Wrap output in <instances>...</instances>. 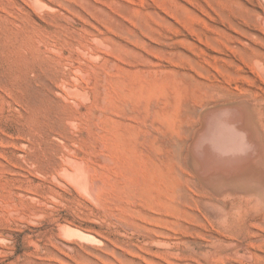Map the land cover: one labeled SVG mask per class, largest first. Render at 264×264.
<instances>
[{
	"label": "rangeland",
	"instance_id": "rangeland-1",
	"mask_svg": "<svg viewBox=\"0 0 264 264\" xmlns=\"http://www.w3.org/2000/svg\"><path fill=\"white\" fill-rule=\"evenodd\" d=\"M255 61L264 63V0H0V264H264V233L245 248L215 233L161 232L128 200L134 189L144 207L164 184L181 201L194 197L180 150L201 124H181L183 139L159 135L170 169L154 146L146 164L144 131L197 119L189 95L203 88L199 73L235 88L257 74ZM146 167L157 174L149 182Z\"/></svg>",
	"mask_w": 264,
	"mask_h": 264
},
{
	"label": "bare ground",
	"instance_id": "bare-ground-1",
	"mask_svg": "<svg viewBox=\"0 0 264 264\" xmlns=\"http://www.w3.org/2000/svg\"><path fill=\"white\" fill-rule=\"evenodd\" d=\"M254 56H258V54ZM255 67L257 74L240 77L239 81L242 85H237L235 88L231 87L233 78L225 76L219 78L216 75L204 78L199 73L200 78L196 79V84H203V88H192L189 95L193 105L197 106V119H195L196 117L193 120L181 118L179 122L167 117V122L165 118L160 121L162 126L157 128V135L151 134L150 130L144 131L145 137L141 143L142 152H145L144 156H146V164L147 162L151 164L149 149L154 146L160 150L162 155L161 164L170 169L175 165L173 152L169 146L162 148L156 145L159 135L170 134L183 139L180 130L183 123H199L201 124L199 129L203 130L198 133L196 139L194 138V143L187 146L184 144L180 150L181 157H184V153L187 152L184 162L187 163L189 159L192 162V166L188 165V169L192 173H188L189 177L185 178V183L194 197L189 202L181 201L176 195L175 188L164 184L161 188H155L158 192L156 195H153L150 190L148 194L146 190L148 188H146L147 195L143 199L145 206L137 208L138 206L133 204L135 190L131 189L128 200L134 214L143 216L141 213L144 212L147 215L144 217L147 219L152 220L153 218L152 221H158L161 225H150L161 232L174 230L180 233L187 231L215 233L235 238L237 241L232 243L231 247L254 246V243L249 239L264 233V144L260 139L262 134H260L259 124L255 122H261L258 118H262L264 63L255 61ZM186 88L185 90H188L190 87L186 86ZM235 98L241 99L237 104L227 109L206 110V106L210 103ZM245 108H248V111ZM143 118L147 119L148 116ZM156 120L157 117L153 118V123ZM192 133L191 131L189 136ZM138 144L139 140L136 138L132 155L134 170L128 178L132 186L136 180ZM144 161L142 163H145ZM142 166L144 165L142 164ZM254 169H257L256 178L250 177V173H254ZM156 175L153 174L152 169L146 167L145 177L148 180L145 178L144 182L152 181ZM199 175L202 180L200 186V183L197 184L193 179L194 176ZM139 176L142 177V175ZM244 176L247 183L239 184L238 182ZM174 180L177 185H181V181L177 178ZM232 180H235L236 183L227 184ZM89 185L91 184L89 183ZM88 187L90 188V186ZM137 189L139 190V188ZM155 199L159 207L153 202ZM169 199H171V203L168 201ZM220 202L225 206H221ZM230 204L231 208L227 210V206ZM152 206L156 208V211L151 212L152 215H150L149 210ZM189 210L199 212L205 223H198ZM171 223H174L172 227H170ZM181 223L186 224L181 225Z\"/></svg>",
	"mask_w": 264,
	"mask_h": 264
}]
</instances>
